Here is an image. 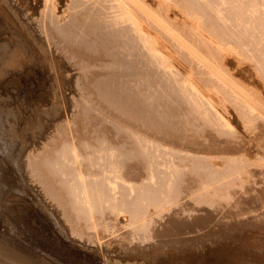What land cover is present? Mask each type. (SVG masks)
Masks as SVG:
<instances>
[{"label":"rangeland","instance_id":"rangeland-1","mask_svg":"<svg viewBox=\"0 0 264 264\" xmlns=\"http://www.w3.org/2000/svg\"><path fill=\"white\" fill-rule=\"evenodd\" d=\"M78 1L54 0L53 3L55 6L51 7V3L49 2V6H46L48 3H45V0H0V264H162L163 262V264H255L251 262L255 248L248 246L245 237L254 233H256V235L261 234L264 237V162L259 160V157H261V153H259L261 149L259 150L257 146L258 138L262 137V135H254L246 128H242V122L245 117H242L240 113L243 114L245 109H249L251 107V102H248L247 108L245 103H237L239 100L231 102L230 99H235L233 97L234 95L231 96V98L229 96V99L226 100V96L228 95L224 96L226 97L224 98L222 97L224 94L223 92L220 93L221 91L214 89V87L212 89L210 86L212 83L210 82L209 74L203 68L202 64L200 65L197 59L192 58L187 51L182 49L183 46L180 45V43L179 45L175 43V39L173 40L170 34H167L164 30H160L159 32L153 23L148 22L149 20L146 21V18L143 16L141 17L138 10L134 12L139 19L145 20L142 22L143 25L146 26L149 32L157 35L158 43L152 44L153 49H150L147 43H144V39H141L139 32L134 30L129 24L127 25V29L128 27H132L133 29L131 30V28H129L127 30V32L131 31V34L126 33V37L130 40V43L128 41L124 42V39L121 38L122 34L120 37L118 36V31H120L119 28H116V26H109L108 23L105 22L104 16L106 15L104 14H107L110 8L115 6V0ZM185 1L186 0H184V3ZM202 1L204 0H200V2L195 0L194 4L191 3L192 7L197 3H201L202 5ZM242 1L247 4L253 0H247L248 2L246 0ZM163 2L167 3L163 4ZM170 2L169 4L167 0H153L152 7L153 9L155 8L153 11L154 14L157 15V12H160L159 9H163L161 13L163 11L166 13L164 14L163 12L159 17L166 20V22L169 20L168 22L171 24H169V26H171L172 29L175 26L174 29L177 28L178 31L181 30L182 32H180L185 34H178L173 29L180 37L188 36L185 33V30H188L190 33H188L189 36H192L188 37V39L191 38V41L195 40L197 42L199 38L202 39V37H198L200 34L199 30L192 29L189 31L187 28L190 20H188L189 17L187 18L188 14H184L185 12L182 11L184 10L182 9L183 0H170ZM173 2H175V4ZM179 2L182 4L180 5ZM188 2L193 1L188 0ZM212 2L213 5H211V8L213 9L209 10L211 12L208 11L207 16L204 17L205 21L207 18H215V13L213 11L215 8L212 7L214 3H217L216 5L219 7L223 4V0H212ZM260 2L262 3L261 5L264 6V0H259V3ZM168 5H170V8ZM232 6H234L233 3ZM60 7L61 9H58ZM63 10L64 13L67 10L64 16L61 15L63 13H59ZM51 12H54L55 15ZM95 14L98 16L99 20ZM158 14L160 15V13ZM262 15L263 14L259 13L257 16L255 15L252 17L251 24H254V27H256L261 20L264 22V15ZM235 16V14L232 15L228 22L219 23L222 28L218 25L220 30L223 29V31L221 30L222 32H230L227 33V35L225 33L223 34L225 37L222 38L223 41H231L229 44L228 42H226L227 44L223 42L224 47L228 49L229 55L227 52H224L227 49H223L220 54L218 53V56L221 57V53L224 52L221 57L223 65L219 62L220 64H218V66L220 65V67L222 66L231 72L229 73V75H232L230 76L231 78H235L236 80L239 77L236 81H243L246 87L253 85L252 87H254V89L251 86V88H249V90H253V93L250 94L251 92L246 89L248 91L247 93L250 94L251 98L261 93V96H259V98L261 97L260 99H258V97L254 98L258 99H255L257 103L262 101L264 105V71L259 69L260 66L258 65L260 64V60L257 61L259 64L256 63L257 65H255L254 61L250 59L253 61L251 64L250 60L248 62V60H246L247 56H245V53L249 52L247 51L248 49L256 48L257 46H253L259 45L261 42L258 40V43L257 36L255 39L253 36L252 42L251 33L253 32L255 35L254 32H256V29L252 30V25L249 24H244V27L243 25H239V16L238 18ZM94 17L97 21H95ZM64 21L66 24H64ZM55 22L59 23L56 24ZM96 22L98 25L95 24ZM77 23H79V25ZM124 23H122L120 27H126V23ZM60 25H63V28L65 26L64 30H68V32L72 31V34L69 33V36L64 33ZM85 26H87V29ZM117 27L119 26L117 25ZM247 27V30L251 29V32L246 30ZM179 28L182 29L179 30ZM200 28L201 31L203 30V33L206 31L205 28L199 27V29ZM225 28L227 29L225 30ZM81 29L82 32L80 31ZM110 29L114 31L112 32ZM236 29L240 31L238 32ZM235 31H237L238 34L235 33L232 35ZM246 31L249 34H247ZM241 32L245 34H241ZM65 34L68 35L67 38ZM236 34L239 35L238 41L242 42V44L247 43L246 46L242 45L240 49L238 48L239 46L237 47L239 50H237V52L241 55L245 54V57L240 56V59H236L237 56L235 57L236 54H238L239 57V53L234 52L235 55L230 54L233 52V50H230L231 47H233L232 45L236 43L234 42L235 40L233 41V39L236 38ZM71 35H74V37L72 38ZM232 36H234V38H232ZM109 37L113 39V44L108 39ZM250 37L251 41L249 39ZM92 39L94 41H92ZM105 41L111 45L109 46ZM195 41L192 43L195 44ZM92 42L93 44H91ZM254 42H257V44ZM9 44L13 45L10 46ZM91 46L92 52L90 53ZM243 47H248L246 48L247 50L245 49V53L244 50L241 49ZM156 48L157 50L161 49L166 56H171V63L156 61ZM207 48L212 49L214 47L210 46L209 48L207 46ZM204 49L206 51L205 45ZM14 50L17 52H14ZM247 55L249 54L247 53ZM218 56L216 55L217 58H219ZM14 57H17V59ZM216 61H220V58L218 60L216 59ZM22 62L26 64H22ZM6 67H8V69ZM256 67L260 70L259 73L255 71L257 70ZM184 70L190 75V78L186 77L183 79V77H180L181 74L179 76L175 75L176 71L182 73ZM188 70H190L189 73ZM260 73H262V75H260ZM258 76H260V79ZM172 77L174 79L170 83L169 81ZM101 83H103L102 88H100L102 85ZM196 83L199 85V88L193 86ZM218 85L220 86L219 83ZM222 86L220 88L224 89ZM225 86L227 92H224L228 94L230 88L227 89L228 86ZM105 87L109 88L106 89ZM246 87H244V89ZM255 88L256 91L258 90V95L257 93L254 94ZM210 89L212 90L210 91ZM102 91L103 93L105 92V94H103ZM213 91L220 95L214 94ZM106 92L109 95H107ZM221 100L223 101L219 103ZM238 104L246 106L244 107L245 109L242 108L243 105H241L240 107L243 110L239 107L240 112L238 110L239 108H237V106H239ZM247 111L246 113L248 115L250 112L248 113ZM221 115L232 120L233 124L237 126L241 125L239 130L236 129L237 134L236 130L231 133L228 131ZM261 121L260 119L257 120L256 124L258 125L259 122L262 123ZM250 135L253 136H251L253 139ZM68 145L70 150L67 149ZM72 145L75 147H70ZM113 146L116 150L119 148L117 146L121 147L117 150L119 153L115 150H111ZM228 146L230 148H228ZM211 147L213 148L211 149ZM168 148L172 149L169 150ZM74 149L77 151V156L80 159L76 164H74ZM95 150H97L96 154ZM107 150L110 156L106 153ZM120 151L122 153L124 152L128 158H131L130 160H128L127 157L124 159L126 161L125 164L128 163L132 165H130V170L129 165L125 166V168L118 167V165H121L123 159L120 155ZM216 153L219 154L218 156H220V158L217 157ZM191 154H193V157ZM194 154L197 157L200 155V158H197ZM226 154L227 156L231 154L230 159L229 157L225 158L227 157ZM259 154L260 156H258ZM118 155L121 157H118ZM146 155H148L149 160L146 159L148 158ZM90 156H92V158L89 159ZM206 156H209V158H207L208 160L205 158ZM71 157L74 159L73 161H71ZM113 158L116 161L113 160ZM92 159L95 160V164H93ZM233 159L235 161L230 162ZM52 160L54 161L52 162ZM112 160L114 164L117 162V164H115L117 168L112 165ZM240 160H242V162L245 161V163H242L241 167L239 166L241 165ZM227 161L231 164L230 171L228 170L230 175L228 172L226 174L223 171L224 165H226L224 162L226 163ZM81 162L83 163L81 164ZM146 163H148L149 169ZM87 164H89V167ZM150 164L153 166L151 165V167ZM175 164L178 167H174ZM111 165L113 168L115 167V171L112 167L110 171ZM190 165L196 167L195 173H192L191 169V171H189ZM234 165L237 167H234ZM243 166H246V169H244ZM126 167H128V170ZM171 167L174 168V171L180 167L179 174H181L178 176V181L180 184L179 187H182V190L181 188L178 189L179 191L172 202L174 204L170 203L171 205H165V203L160 202V198L158 199L157 197L158 195L154 194V201L152 200V203L149 205L150 207L148 206L149 214L151 215L147 214L148 209H146L145 223L141 226L140 223L142 221L139 222L140 215L138 213L145 202L135 199L137 198L135 193L136 189L129 190V192L127 190V193L125 192L124 195L121 196L123 198L120 197V200H116V202L120 201L119 203H121L124 202L123 200H136L135 203H129L131 212H127V216L125 212L120 210V207L114 210L111 207L110 209L107 208L109 206H106V204H102V213L96 215L98 222L96 229L99 227V230H102L101 234L98 229H95L96 231L94 228L92 229V224L89 222L91 219L85 216L86 214L81 213L80 216H78L76 214L77 212H74V205L71 206L73 196L69 189L70 183L67 181V183L64 182L65 179L72 178V175L73 179L71 181H74L77 177V173H79L77 169L80 168L79 170L84 173L86 178L89 176L94 178L96 176L94 180L98 179L97 185H100V187L102 186V188L105 187L103 189L100 188V190L107 194L108 192H112V185L114 181H116L112 177V173L114 172L113 174H115L116 171H119L118 173L122 177L125 176L124 178L129 183L132 182L134 186L137 185L136 183H139V186H143L145 189H151V187H153L151 182L153 172V176L159 174L155 175L156 178L167 177V179H170L173 176L176 177V175L172 173L174 171ZM60 169L63 170L61 171ZM237 169H241V171H243L242 174H240L241 171L239 172ZM210 170L218 174L221 172L224 174L220 175L222 180L218 177V179H215L216 183L215 181L211 182L212 185H209V189L212 187V190H218L219 193L223 192L228 182L227 186L231 184L232 187H230V190L232 192L233 189L234 191L237 189V193H234H236V195L239 194L236 198L240 208H237L238 204L235 203H230V205L228 204L229 206H225V204L221 202L224 206L222 205L223 208L221 206L220 211L222 212L225 210L227 213L228 210V214L219 212V215L217 211L215 212L216 207L212 211V208L206 206L204 203L198 202L197 199H192L193 195L190 193L197 191L198 188H201L200 186L205 184L204 180L207 176L206 173ZM168 172L170 173L168 174ZM227 175L229 176L228 179ZM222 176H224L225 179H223ZM63 177L66 178L63 179ZM105 179L106 183H104ZM99 180H101V183L103 182V185H109L110 188L109 186L107 187L100 184ZM238 180H240V182ZM88 181L89 180H87V182ZM144 181L150 183L146 184ZM202 181H204V184ZM116 182H119L118 185L120 184V181L117 180ZM222 182L225 185H223ZM65 184L69 187H66ZM220 185L222 186L220 187ZM235 185H238L237 188ZM154 186L156 187V185ZM240 186H242V188H240ZM132 192H134V195ZM234 193L233 197L235 195ZM108 194L110 195L112 193ZM186 194L191 196L188 197ZM260 194L262 196H260ZM161 196L162 195H160V197ZM106 197L108 198V195ZM110 198L109 196L108 201H111ZM241 199L245 201H243V203H245L244 205L241 203ZM103 201L107 203L105 198ZM251 201L253 202L252 204H250ZM109 202L107 205L112 201ZM185 207L187 209H185ZM229 207L233 209H229ZM235 208L241 211L239 210L240 212L238 211L236 213L237 210H235ZM248 209L249 212H247ZM252 209L256 212L254 213ZM107 211L111 212V214ZM115 211L118 212L117 217H115ZM173 212L177 213L174 214ZM62 215L66 216L64 217ZM228 216L233 218H229L230 220H228ZM236 217L240 218L236 220ZM101 218L103 222L100 221ZM108 218L110 220H108ZM217 218L221 221L217 220ZM107 220L108 222H106ZM111 220L112 223L106 226L105 224H109ZM130 222L137 224L132 227L130 225L133 223ZM257 222H259V225ZM137 225L140 226L137 227ZM116 227L118 231L114 230L117 229ZM135 229L138 230L135 232ZM213 230H216L215 233ZM113 231L115 232L114 234ZM93 232L95 234H93Z\"/></svg>","mask_w":264,"mask_h":264},{"label":"bare ground","instance_id":"bare-ground-1","mask_svg":"<svg viewBox=\"0 0 264 264\" xmlns=\"http://www.w3.org/2000/svg\"><path fill=\"white\" fill-rule=\"evenodd\" d=\"M53 1L54 0H45V3H51V7L52 6H55L54 5V3H53ZM56 1V0H55ZM74 1V0H73ZM78 1V0H77ZM152 2H153V0H151ZM151 1H146V0H115V2H116V4H115V6L114 7H112V8H110V11L107 13V14H104V15H106V16H104V18H105V22H107L108 23V25L109 26H116V28H119L120 29V31H118L119 32V37H120V35L122 34V39H124V42H126V41H128L129 43H130V40L126 37V33H128V34H131L132 32L131 31H129V32H127V30L129 29V28H131V30H136L137 32H139V35L141 36V39H144V43H147V45H148V47L150 48V49H153L152 48V44L153 43H158V41H157V35L155 34V33H151V32H149L148 31V29L146 28V26L145 25H143V23L142 22H144L143 20H141V19H139L138 17H137V15L135 14V12L134 11H136V10H138L139 12H140V14H141V17L143 16L144 18H146V21H148V22H150V23H153L155 26H156V28H157V30H159V32H160V30L161 31H165L167 34H170L171 35V38L174 40L175 39V43H178V45H179V43H180V45H182L183 46V48L182 49H184L185 51H187L188 53H189V55L192 57V58H195V59H197L198 61H199V63H200V65L202 64V66H203V68L206 70V72L209 74V78H210V82L212 83V85L210 84V86L212 87V89H213V87H214V89H216V90H220L221 92L220 93H224L223 94V96L222 97H224V96H226V95H228V96H226L227 97V99L226 100H228L229 98V96H230V98H231V96H233L235 99H230V101L231 102H233L234 100H239L237 103H240V102H242L243 104L245 103V105L247 106L248 105V102H251V107L249 108V109H245L244 107H246V106H244L243 104H241V105H243V107L242 108H244L245 109V111H243V114L244 115H247V113H246V111L250 114H248L247 116H244L243 114H241L240 113V115H242V117H245V119H243V122H242V128H246L249 132H251L252 134H254V135H257V134H260V135H262V137H260V138H258V141H257V146H258V149L260 150V152L259 153H261V157H259V160H261V161H263L264 162V105L262 104V101L260 102V103H257L256 102V100H258V99H260L259 98V96H261V93L258 95V93H257V91H256V88H255V91H254V94H256L257 93V95L258 96H256V95H252L253 96V98H251V96H250V94H252L253 92V90H249V88H251L250 86L248 87H246V84H244L243 83V81L241 82V80H238V81H236L235 80V78H231L230 76H232L231 74L229 75V73H231V72H229L226 68H223L222 66V68L220 67V65L218 66V64H220L219 62H221L222 61V55H223V53L225 52H227V54H228V49L227 48H225L224 47V43L223 42H225V41H223V39L222 38H225L224 37V33L227 35V33H230V32H227L226 33V31L225 32H222L223 31V29H221L220 30V28H219V23H223V22H228L230 19H231V17H232V15H236L237 16V18H238V16H239V18H238V22H237V20H236V22L239 24V25H243V27H244V24H249V25H252L251 24V22H252V17L253 16H257V14H259V13H261V14H263L264 15V6L263 5H261L262 3L260 2L259 3V0H253L252 2H248L247 0V2L249 3H247V4H245V2H243L242 0H223V4L221 5V7H219V6H217L216 4L217 3H214V6H212V7H214L215 8V10H213L214 11V13H215V18L214 19H210V18H207V20L205 21V18L204 17H206L207 16V14H208V11L209 10H212L213 8H211V5H213V2H212V0H204V1H202V5H201V3H197L195 6L193 5V7H192V4L191 3H195V0H189V1H193V2H188V0H186L185 1V3H184V0H183V4L182 3H180V2H182V1H180L179 3H180V5L182 4V6H183V8L182 9H184V10H182V11H184L183 13L184 14H188L187 15V18H188V20H190L189 21V23H188V26H187V24H186V26H187V28L189 29V31L190 30H194V29H197V30H199V32H200V34H199V36L198 37H202V39L201 38H199L198 40H197V42L195 41V40H192L191 41V38L190 39H188V37H192V36H189V32H188V30H185V29H183V30H185V33L188 35V36H183V37H180V35H178V34H180L182 31L180 30V29H182V28H179V30L181 31H178V29L176 30V29H174V27H173V29L178 33H176V32H174V30L172 29V27L171 26H169V20L166 22V20H164L163 18H161V17H159V16H161L162 15V13L164 12V14L166 13L165 11H163L162 13H161V11L163 10H161V9H159L160 10V12H157V15L156 14H154V9H153V7H152V2ZM161 1V0H160ZM164 1V0H163ZM168 1V3L170 2V0H167ZM174 1V0H173ZM176 1H179V0H176ZM198 2H200V0H197ZM216 1V0H215ZM245 1V0H244ZM251 1V0H250ZM68 2V1H67ZM79 2V1H78ZM49 3H48V5H46V6H49ZM71 3H72V1H71ZM164 3H167V2H163V4ZM171 3V2H170ZM169 3V4H170ZM174 4H175V2H173ZM232 3L234 4V6H232ZM77 4V3H76ZM162 4V5H163ZM177 4V3H176ZM264 4V3H263ZM74 5V4H73ZM178 5V4H177ZM80 6V5H79ZM95 6V5H94ZM164 7H166L165 5H163ZM170 5H168V7H169ZM176 6V5H175ZM181 6V7H182ZM162 7V6H161ZM167 7V8H168ZM180 7V8H181ZM66 8V7H65ZM107 8V7H106ZM166 8V9H167ZM170 8V7H169ZM180 8H178V9H180ZM53 9V8H52ZM58 9H61V7L60 8H58ZM67 9V8H66ZM45 10V9H44ZM65 10V9H64ZM64 10L61 12H59V13H63V14H61V15H63L64 16V14H66V11H65V13H64ZM76 10V9H75ZM80 10H81V8H80ZM107 10H108V8H107ZM158 10V11H159ZM165 10V9H164ZM169 10V9H168ZM186 10V11H185ZM182 11H180V12H182ZM55 12V11H54ZM54 12H51V13H53L54 14ZM58 12V11H57ZM74 12V11H73ZM100 12H102V11H100ZM168 12V11H167ZM209 12H211V11H209ZM58 13V14H59ZM158 13H160V15L158 14ZM71 14V13H70ZM101 14V13H100ZM164 14H163V16H164ZM210 14V13H209ZM52 15V14H51ZM55 15V14H54ZM96 15V14H95ZM99 15V14H98ZM211 15H212V13H211ZM262 15V16H263ZM58 16V15H57ZM235 16V17H236ZM51 17V16H50ZM83 17V16H82ZM88 17V16H87ZM96 17L98 18V16L96 15ZM211 17V16H210ZM259 17V16H258ZM54 18V17H53ZM95 18V17H94ZM143 18V19H144ZM148 18V19H147ZM184 18V17H183ZM204 18V19H203ZM236 18V19H237ZM264 18V17H263ZM51 19V18H50ZM62 19V18H61ZM85 19V18H84ZM93 19V18H92ZM91 19V20H92ZM101 19V18H100ZM102 19H103V17H102ZM233 19H234V16H233ZM59 20H60V18H59ZM59 20H57V21H59ZM63 20V19H62ZM70 20V19H69ZM74 20V19H73ZM90 20V19H89ZM98 20H99V18H98ZM257 20V19H256ZM61 21V20H60ZM59 21V22H60ZM95 21H97L96 20V18H95ZM205 21V22H204ZM264 21V20H263ZM59 22H57V23H59ZM126 23V27H120L121 26V24L122 23ZM203 22V23H202ZM256 22V21H255ZM262 20L260 21V23L256 26V24H255V26L256 27H254V24L251 26L252 28V30L253 29H256V32H254L255 33V35L253 34V32L251 33L252 34V42H253V36H254V39L256 38V36L258 37V39H257V41L259 40L261 43L259 44V45H254L253 47H255V46H257L256 48H251V49H246V48H248V47H246V48H244L246 45H247V43L246 44H242V42H240V41H238V37H239V35H237L238 33H237V31H238V29H236L237 31H235L232 35H234L235 33H237L236 34V38H234V36H232V38H234L233 39V41L234 42H236V43H234V45H232L233 47H231V49L230 50H233V52L232 51H230V52H232V53H236L237 52V47L240 49V47H242V45H245L243 48H241L242 50H244V53L246 52L245 51V49L247 50V51H249V52H246L244 55L245 56H247V59L246 60H248V62H249V60L251 59V60H253L254 61V63H255V65H257V64H259L258 66H260L259 67V69L260 70H262V71H264V22H262ZM56 23V22H55ZM56 23V24H57ZM106 23V24H107ZM124 23V24H125ZM257 23V22H256ZM64 24H66L65 23V21H64ZM69 24H70V22H69ZM68 24V25H69ZM72 24V23H71ZM78 25H79V23H77ZM81 24V23H80ZM89 24V23H88ZM92 24V23H91ZM94 24V23H93ZM95 24H97V22L95 23ZM129 24V26H132L133 27V29H132V27H128V29H127V25ZM185 24V23H184ZM227 24V23H226ZM74 25V24H73ZM84 25H85V23H84ZM98 25V24H97ZM107 25V26H108ZM117 25L119 26V27H117ZM171 25V24H170ZM219 25V26H218ZM62 28H63V25H60ZM81 26V25H80ZM96 26V25H95ZM186 26H185V28H186ZM225 26H228V25H225ZM237 26V25H236ZM86 27V29H87V26H85ZM113 27V28H114ZM184 27V26H183ZM199 27H203V28H205L206 29V31H204V33L201 31V28L199 29ZM221 27V26H220ZM235 27V26H234ZM254 27V28H253ZM60 28V27H59ZM64 28H65V26H64ZM64 28L63 29H61V30H63L64 31V33H66V34H68L69 35V33H71L72 34V31L71 32H68V30L66 31V30H64ZM89 28V27H88ZM186 28V29H187ZM222 28V27H221ZM230 28H232V27H230ZM237 28V27H236ZM68 29V28H67ZM92 29H94V28H92ZM109 29V28H108ZM227 28H225V30H226ZM242 29V28H241ZM248 29V27L246 28V30ZM250 29V28H249ZM251 29L250 30H247L248 32L250 31L251 32ZM71 30V29H70ZM95 30V29H94ZM111 30V29H110ZM242 30H244V29H242ZM241 30V31H242ZM60 31V30H59ZM62 31V32H63ZM66 31V32H65ZM81 32H82V29L80 30ZM91 31V30H90ZM108 31V30H107ZM112 31V30H111ZM114 31V30H113ZM112 31V32H113ZM196 31V30H195ZM229 31V30H228ZM230 31H231V29H230ZM240 31V30H239ZM238 31V32H239ZM246 31V32H247ZM105 32V31H104ZM104 32H103V34H104ZM108 32H110V31H108ZM117 32V31H116ZM192 32V31H191ZM197 32V31H196ZM232 32V31H231ZM247 32V34H249ZM100 33V32H99ZM135 33V32H134ZM189 33V34H188ZM195 33V32H194ZM194 33H193V35H194ZM60 34H61V32H60ZM65 34V35H66ZM85 34V33H84ZM110 34V33H109ZM117 34V33H116ZM128 34H127V36H128ZM166 34V35H167ZM183 33H181V35H182ZM241 34H245V33H242L241 32ZM18 35V34H17ZM62 35H64V34H62ZM68 35H66V38H67V36ZM79 35V34H78ZM83 35V34H82ZM81 35V36H82ZM86 35V34H85ZM88 35V34H87ZM96 35V34H95ZM95 35H93V36H95ZM98 35V34H97ZM113 35V34H112ZM169 35V36H170ZM183 35H185V34H183ZM57 36V35H56ZM70 36V35H69ZM89 36V35H88ZM91 36V35H90ZM100 36H101V33H100ZM243 36V35H242ZM248 36V35H247ZM71 37L73 38L74 37V35H71ZM102 37V36H101ZM105 37H106V35H105ZM111 37V36H110ZM108 38L110 41H111V43L113 44V39L112 38ZM112 37H114V38H116L115 36H112ZM197 37V38H198ZM244 37V36H243ZM15 38V37H14ZM63 38H65V37H63ZM65 38V39H66ZM69 38V37H68ZM83 38V37H82ZM97 38V37H96ZM196 38V37H195ZM231 38V39H232ZM80 39V38H79ZM188 39V40H187ZM193 39V38H192ZM204 39V40H203ZM222 39V40H221ZM239 39H241V38H239ZM248 39V38H247ZM250 39V41H251V37L249 38ZM26 40V39H25ZM85 40H86V38H85ZM115 40V39H114ZM118 40H120V39H118ZM225 40V39H224ZM16 41V40H15ZM28 41V40H27ZM92 41H94L93 39H92ZM108 41V40H107ZM107 41H105L106 42V44H108L107 43ZM189 41H191V42H189ZM196 42L195 44H193L192 42ZM242 41H243V39H242ZM244 41H247V40H244ZM250 41H249V43H250ZM259 41H258V43H259ZM14 42V41H13ZM115 42V41H114ZM136 42V41H135ZM226 42H228L227 40H226ZM225 42V43H226ZM229 42H231V41H229ZM229 42H228V44H229ZM117 43V42H116ZM121 43V42H120ZM238 43V44H237ZM255 44H257V42H254ZM253 43V44H254ZM33 44V43H32ZM36 44V43H35ZM91 44H93V42L91 43ZM223 44V45H222ZM227 44V43H226ZM10 45V44H9ZM13 45V44H12ZM12 45H10V46H12ZM109 45V44H108ZM108 45H107V47H108ZM111 45V44H110ZM109 45V46H110ZM116 45V44H115ZM204 45L206 46V51H205V49H204ZM212 46V47H214V48H212V49H208L207 48V46L210 48V46ZM252 45V44H251ZM19 46V45H18ZM26 46V45H25ZM95 46V45H94ZM97 46V45H96ZM181 46V47H182ZM230 46H231V44H230ZM259 46V47H258ZM20 47V46H19ZM19 47H18V49H19ZM228 47V46H227ZM252 47V46H251ZM7 48V47H6ZM129 48V47H128ZM132 48V47H131ZM26 49H28V48H26ZM34 49V48H33ZM90 49V48H89ZM159 49V48H158ZM223 49H227L226 51H224L223 53H221L222 55H221V57L220 56H218L219 54H220V52H222L223 51ZM76 50V49H75ZM116 50V49H115ZM121 50V49H120ZM130 50V49H129ZM128 50V51H129ZM241 50V51H242ZM156 53H157V55H156V61H163V62H169V63H171V60H170V57H168V55L166 56L165 55V53L164 52H162L161 51V49H159V50H157V48H156ZM202 51H204V52H202ZM239 51V50H238ZM14 52H17V51H15L14 50ZM92 52V46H91V51H90V53ZM93 52H95V51H93ZM97 52V51H96ZM122 52V51H121ZM243 52V51H242ZM241 52V53H242ZM98 53V52H97ZM219 53V54H218ZM232 53H230L231 55H235V53L234 54H232ZM237 53H239V52H237ZM247 53L249 54V55H247ZM16 54V53H15ZM114 54V53H113ZM127 54V53H126ZM126 54H124V55H126ZM167 54H168V52H167ZM171 54V53H170ZM11 55V54H10ZM21 55H23V54H21ZM90 55V54H89ZM88 55V56H89ZM216 55L220 58V61H216V59L218 60L219 58H217L216 57ZM229 55V54H228ZM244 55H241L240 53H239V57H238V54H236L235 55V57L237 56V58L236 59H240V56H244ZM92 56V55H91ZM93 56H95V55H93ZM173 56V55H172ZM244 56V57H245ZM249 56V57H248ZM18 57H20V56H18ZM244 57H242V58H244ZM14 58H16L17 59V57H14ZM48 58V57H47ZM91 58V57H90ZM4 59V58H3ZM93 59V58H92ZM88 60V59H87ZM122 60V59H121ZM243 60V59H242ZM250 60V63L252 64V62L253 61H251ZM260 60V61H259ZM21 61V60H20ZM45 61V60H44ZM48 61V60H47ZM256 61V62H255ZM257 61H259V63H257ZM24 62V61H23ZM22 62V64H26V63H23ZM27 62V61H26ZM51 62V61H50ZM172 62H173V60H172ZM218 62V63H217ZM28 63V62H27ZM30 63V62H29ZM43 63V62H42ZM257 63V64H256ZM7 64V63H6ZM17 64V63H16ZM32 64V63H31ZM37 64V63H36ZM221 64L223 65V63L221 62ZM167 65V64H166ZM177 65V64H176ZM225 65V64H224ZM21 66V65H20ZM24 66V65H23ZM32 66V65H31ZM36 66V65H35ZM173 66V65H172ZM180 67V66H179ZM225 67V66H224ZM5 68V67H4ZM7 69H8V67H6ZM181 68V67H180ZM257 68V70H255V71H257V73H259L260 72V70L258 69V67H256ZM262 68V69H261ZM3 69V68H2ZM1 69V70H2ZM15 69V68H14ZM17 69V68H16ZM19 69H20V67H19ZM120 69V68H119ZM172 69V68H171ZM225 69H226V71L228 72H226L225 71ZM4 70V69H3ZM18 70V69H17ZM132 70V69H131ZM176 70H177V66H176ZM179 70V69H178ZM183 70V69H182ZM254 70V69H253ZM125 71V70H124ZM137 71V70H136ZM189 71L190 70H188V73H189ZM98 72V71H97ZM174 72V71H173ZM96 74V73H95ZM181 74V76L180 77H183V79H185L186 77L187 78H190L189 76L190 75H188L187 74V72H185V70L184 71H182V73L180 72L179 73V71H176V73H175V75H180ZM260 75H262V73H260ZM263 75H264V73H263ZM96 76V75H95ZM116 76V75H115ZM147 76V75H146ZM173 76V75H172ZM1 77H2V75H1ZM110 77V76H109ZM259 77V79H260V76H258ZM264 77V76H263ZM143 78V77H142ZM152 78V77H151ZM168 78V77H167ZM107 79V78H106ZM109 79V78H108ZM148 79V78H147ZM174 78L172 77V79L170 78V83H171V81L173 80ZM176 79V78H175ZM262 79V78H261ZM264 79V78H263ZM124 80V79H123ZM135 80V79H134ZM168 80V79H167ZM190 80V79H189ZM99 81V80H98ZM101 81V80H100ZM111 81V80H110ZM239 81H240V83H239ZM264 81V80H263ZM85 82V81H84ZM102 82V81H101ZM104 82V81H103ZM113 82H114V79H113ZM112 82V83H113ZM174 82V81H173ZM172 82V83H173ZM95 83H97V82H95ZM109 83V82H108ZM175 83V82H174ZM218 83L220 84V86L218 85ZM102 85H101V87L100 88H102L103 87V83H101ZM105 84V83H104ZM144 84V83H143ZM243 84H244V87H246L245 89H244V87H243ZM95 85V84H94ZM98 85V84H97ZM106 85H107V82H106ZM105 85V86H106ZM207 85V84H206ZM222 85H224V86H222ZM225 85H227L228 87H227V89L228 88H230L228 91H229V93L231 94V93H233V94H226V90H225ZM241 85H242V87H241ZM109 86V85H108ZM140 86V85H139ZM195 88H197L199 85L196 83V84H194L193 85ZM224 87V89H222V88H220V87ZM262 86V85H261ZM263 86H264V83H263ZM263 86H262V88H263ZM95 87H97V86H95ZM109 87H111V86H109ZM108 87V88H109ZM99 88V89H100ZM106 89H108L107 87H105ZM104 88V89H105ZM119 88H120V86H119ZM199 88V87H198ZM253 89H254V87H252ZM98 89V88H97ZM103 89V90H104ZM208 89V88H207ZM212 89H210V91L212 90ZM249 90V92H251L250 94L249 93H247L248 91L247 90ZM264 89V88H263ZM263 89H261V90H263ZM215 90V91H216ZM223 90V91H222ZM232 90V91H231ZM100 92H101V89L99 90ZM105 91H108V90H105ZM209 91V90H208ZM215 91H213V93L215 92ZM224 91H226V92H224ZM231 91V92H230ZM260 92V91H259ZM102 93H103V91H102ZM152 93V92H151ZM205 93V92H204ZM217 93V92H216ZM216 93H214V94H216ZM100 94V93H99ZM103 94H105V92L103 93ZM106 94H107V92H106ZM264 94V93H263ZM107 95H109V94H107ZM112 95V94H111ZM216 95H218V94H216ZM220 95V94H219ZM218 95V96H219ZM217 96V97H218ZM109 97H111V96H109ZM226 97H224V98H226ZM232 97V98H233ZM254 97H258V99H256V98H254ZM219 98V97H218ZM221 98V97H220ZM262 98H263V96H262ZM254 99V100H253ZM256 99V100H255ZM126 100V99H125ZM224 100V99H223ZM223 100H221V101H219V103L220 102H222ZM225 100V101H226ZM130 101V100H129ZM243 101H245V102H243ZM260 101V100H259ZM264 101V100H263ZM230 102V103H231ZM224 103V102H223ZM222 103V104H223ZM235 103V102H234ZM247 103V104H246ZM264 103V102H263ZM239 105V104H238ZM241 105H239V106H237V108H239ZM235 106V105H234ZM235 108H236V106H235ZM237 108H236V110H237ZM241 108V107H240ZM240 108L238 109L239 111H240ZM241 108V110H243ZM247 108H248V106H247ZM250 110V111H249ZM238 112V111H237ZM241 112V111H240ZM239 113V112H238ZM239 115V116H240ZM222 116V119H223V122H224V124H225V126L227 127V129H228V131L231 133V132H233V131H235L236 129L237 130H239L240 128H241V125L240 126H237L236 124H233L232 122V120H230V119H227V118H225L223 115H221ZM153 117V116H152ZM262 120L261 122L262 123H258V125L256 124L257 123V120ZM241 120H242V118H241ZM143 121V120H142ZM260 124V125H259ZM244 126V127H243ZM156 128V127H155ZM244 129H242V130H244ZM160 130V129H159ZM198 130V129H197ZM237 130H236V134H237ZM248 132V133H249ZM151 133V132H150ZM206 133V132H205ZM250 133V134H251ZM161 134V133H160ZM225 134V133H224ZM223 134V135H224ZM158 135V134H157ZM156 135V136H157ZM153 136V135H152ZM165 136V135H164ZM212 136V135H211ZM230 136V135H229ZM252 135H250V137H251ZM258 136V135H257ZM256 136V137H257ZM88 137V136H87ZM208 137V136H207ZM215 137V136H214ZM253 137V136H252ZM251 137V138H252ZM101 138V137H100ZM210 138V137H209ZM218 138V137H217ZM255 138V137H254ZM77 139V138H76ZM95 139V138H94ZM99 139V138H98ZM160 139V138H159ZM175 139V138H174ZM220 139V138H219ZM218 139V140H219ZM247 139V138H246ZM250 139V138H249ZM253 139V138H252ZM149 140V139H148ZM243 140V139H242ZM257 140V139H256ZM101 141H103V140H101ZM105 141V140H104ZM151 141V140H150ZM199 141V140H198ZM222 141V140H221ZM254 141V140H253ZM74 142V141H73ZM154 142V141H153ZM193 142V141H192ZM197 142V141H196ZM227 142V141H226ZM85 143V142H84ZM149 143V142H148ZM194 143V142H193ZM208 143V142H207ZM206 143V144H207ZM220 143V142H219ZM237 143V142H236ZM70 144H72V143H70ZM151 144V143H150ZM200 144V143H199ZM198 144V145H199ZM226 144V143H225ZM243 144V143H242ZM76 145V144H75ZM104 145V144H103ZM198 145H196V146H198ZM222 145V144H221ZM228 145V144H227ZM214 146V145H213ZM231 146V145H230ZM255 146H256V144H255ZM254 146V147H255ZM55 147V146H54ZM67 147V146H66ZM65 147V148H66ZM70 147H75L74 145H72V146H70ZM117 147H119V148H121L122 147V145H121V147L120 146H117ZM216 147V146H215ZM223 147V146H222ZM222 147H219V148H222ZM227 147V146H226ZM233 147V146H232ZM238 147V146H237ZM240 147V146H239ZM118 148V149H119ZM125 148V147H124ZM213 147H211V149H212ZM228 148H230L229 146H228ZM242 148V147H241ZM67 149L68 150H70L69 149V145H68V147H67ZM67 149H66V151H67ZM97 149V148H96ZM103 149V148H102ZM117 149V150H118ZM133 149V148H132ZM167 149V148H166ZM169 150L170 149H172V148H168ZM198 149H199V147H198ZM211 149H210V151H211ZM215 149V148H214ZM257 149V148H256ZM111 150L113 151V150H115L116 152H118L116 149H114V146L113 147H111ZM165 150V149H164ZM173 150H175V149H173ZM217 150V149H216ZM221 150H223V149H221ZM226 150V149H225ZM231 150V149H230ZM234 150V149H233ZM258 150V151H259ZM54 151V150H53ZM75 151V153H74V158H75V163L74 164H76L77 162H78V160H80L79 158H78V156H77V151L74 149L73 150V152ZM94 151V150H93ZM124 151V150H123ZM131 151V150H130ZM168 151V150H167ZM237 151V150H236ZM239 151V150H238ZM50 152V151H49ZM96 152H97V150H95V154H96ZM169 152V151H168ZM202 152V151H201ZM222 152V151H221ZM225 152V151H224ZM239 152H241V151H239ZM255 152V151H254ZM60 153V152H59ZM63 153V152H62ZM80 153V152H79ZM92 153V152H91ZM107 154H109L108 153V150H107V152H106ZM119 153V152H118ZM177 153V152H176ZM175 153V154H176ZM194 153V152H193ZM208 153V152H207ZM241 153H243V152H241ZM49 154V153H48ZM103 154V153H102ZM105 154V153H104ZM106 154V155H107ZM115 154V153H114ZM138 154V153H137ZM196 154V153H195ZM194 154V155H195ZM232 154V153H231ZM231 154H229V156H227V154H226V156L227 157H225V158H228L229 157V159H230V155ZM244 154V153H243ZM242 154V155H243ZM90 155V154H89ZM92 155V154H91ZM93 155H94V153H93ZM120 155L123 157V159H122V161H121V167L118 165V167L119 168H122V167H124L125 168V166H127V165H129V170H130V165L131 164H125V158L127 157L128 158V156H126V154L123 152H121L120 151ZM120 155H118V157H121ZM127 155H128V153H127ZM193 154H191V156H192ZM206 155V154H205ZM215 155V154H214ZM216 155H217V157H219L220 158V156H218L219 154H217L216 153ZM224 155V154H223ZM247 155V154H246ZM56 156V155H55ZM59 156V155H58ZM70 156V155H69ZM73 156V155H72ZM80 156V155H79ZM83 156V155H82ZM100 156V155H99ZM109 156H110V154H109ZM116 156H117V154H116ZM134 156V155H133ZM147 157H148V155H146ZM196 156V155H195ZM234 156V155H233ZM233 156H231V157H233ZM256 156V155H255ZM258 156H260V154L258 155ZM43 157V156H42ZM45 157V156H44ZM135 157V156H134ZM177 157V156H176ZM193 157V156H192ZM197 157V156H196ZM195 157V158H196ZM198 157L200 158V155H198ZM197 157V158H198ZM239 157H240V155H239ZM257 157V156H256ZM255 157V158H256ZM54 158H56V157H54ZM67 158V157H66ZM81 158V157H80ZM90 158H92V156H90L89 157V159ZM110 158V157H109ZM109 158H108V160H109ZM144 158V157H143ZM146 158V157H145ZM206 159L207 158H209V156H206L205 157ZM205 158H202V159H205ZM223 158V157H222ZM236 158V157H235ZM242 158V157H241ZM50 159H52V158H50ZM71 161H73L74 159L71 157ZM88 159V160H89ZM106 159V158H105ZM111 159V158H110ZM131 158H128V160H130ZM146 159H148L149 160V157L148 158H146ZM145 159V160H146ZM181 159V158H180ZM193 159V158H192ZM232 159V158H231ZM247 159V158H246ZM43 160V159H42ZM49 160V159H48ZM81 160H83V159H81ZM86 160V159H85ZM113 160H115L114 158H113ZM112 160V162H113V164L112 165H114V166H116V168H117V165H115V164H117V162L114 164V161ZM127 160V159H126ZM144 160V159H143ZM201 160V159H200ZM208 160V159H207ZM219 160V159H218ZM244 160V159H243ZM248 160V159H247ZM258 160V159H257ZM47 161V160H46ZM54 160H52V162H53ZM68 161V160H67ZM70 161V160H69ZM92 161H93V164H95L94 163V161L95 160H93L92 159ZM98 161H100V160H98ZM111 161V160H110ZM116 161V160H115ZM117 161H119V160H117ZM175 161V160H174ZM232 161H235L234 159L233 160H231L230 162H232ZM238 161V160H237ZM89 162H90V160H89ZM97 162V161H96ZM107 162V161H106ZM111 162V163H112ZM120 162V161H119ZM119 162H118V164H119ZM145 162V161H144ZM146 162H148V161H146ZM177 162H178V159H177ZM197 162V161H196ZM239 162V161H238ZM237 162V163H238ZM252 162H254V161H252ZM45 163V162H44ZM58 163V162H57ZM83 162H81V164H82ZM87 163H88V161H87ZM111 163H109V164H111ZM151 163V162H150ZM180 163V162H179ZM184 163V162H183ZM194 163V162H193ZM202 163V162H201ZM209 163V162H208ZM223 163V162H222ZM221 163V164H222ZM234 163V162H233ZM236 163V164H237ZM242 163H245V161L244 162H242V160H240V164L241 165H239L240 167L242 166ZM255 163V162H254ZM253 163V164H254ZM68 164V163H67ZM106 164V163H105ZM104 164V165H105ZM139 164V163H138ZM140 164H142V163H140ZM148 163H146V165H147ZM182 164V163H181ZM198 164V163H197ZM211 164V163H210ZM209 164V165H210ZM224 164H226V165H224L225 167H224V172L227 174V172H228V170L231 168V164L227 161L226 163L224 162ZM259 164V163H258ZM47 165V164H46ZM73 165V164H72ZM80 165V164H79ZM85 165V164H84ZM83 165V166H84ZM89 164H87V166H88ZM112 165L110 166V171H111V169L113 168L112 167ZM152 164H150V166H151ZM155 165V164H154ZM184 165V164H183ZM182 165V166H183ZM213 165V164H212ZM248 165H249V163H248ZM248 165H246V166H248ZM257 165V164H256ZM262 165V164H261ZM51 166H52V164H51ZM57 166V165H56ZM61 166V165H60ZM97 166V165H96ZM132 166V165H131ZM153 166V165H152ZM151 166V167H152ZM156 166V165H155ZM154 166V167H155ZM177 165L175 164L174 165V167H176ZM182 166H180V167H182ZM199 166V165H198ZM197 166V167H198ZM214 166V165H213ZM245 166V167H246ZM258 166V165H257ZM76 167V166H75ZM89 167V166H88ZM94 167V166H93ZM92 167V168H93ZM112 167V168H111ZM147 167H148V165H147ZM178 167V166H177ZM180 167H179V169H180ZM189 167V166H188ZM221 167V166H220ZM234 167H237V166H235L234 165ZM244 167V166H243ZM244 167V169H246ZM253 167V166H252ZM56 168V167H55ZM81 168V167H80ZM79 168V169H80ZM107 168H108V166H107ZM128 167H126V169H127ZM141 168V167H140ZM172 168V167H171ZM199 168V167H198ZM198 168H197V170H198ZM218 168V167H217ZM216 168V169H217ZM233 168V167H232ZM75 169V168H74ZM79 169H77V172L79 171V173H77V177H76V179H74V181H71L72 179H73V175L71 176L72 178H68V179H65L64 177H63V179H65L64 180V182H68V183H70L69 184V186H70V190H71V192H72V196H73V204H72V202H71V206H73L74 205V212H77L76 214L78 215V216H80V214L82 213H84V214H86L85 216H87L89 219H91V221L89 220V222H91V224H92V229L94 228V230L96 229V226L98 225V222H97V217H96V215H98V214H101L102 213V211H103V209H102V204H106V206H109V207H107V208H109L110 209V207L111 208H113L114 210H117V209H119V207H120V210L122 211V212H125V214H127V216H128V213L127 212H131V210H130V207H129V203L130 202H134L135 203V201L136 200H129V201H125V200H123L124 202H121V203H119V202H116V200H120V197L121 196H123L124 195V193L128 190V192H129V190H134V189H136L134 192L136 193V195H137V198H135V199H137L138 201H144L145 203L142 205V207H141V209H140V211H139V217H140V220H139V222L140 221H142L140 224H141V226L145 223V215H146V212L145 211H147L146 209H148V211H147V214H149V208H148V206L152 203V200L155 198V196H154V194H156V195H158L157 197H158V199L160 198V202H163V203H165V205L166 204H170V203H172L173 202V200H174V197H175V195L178 193V189H180L181 188V190H182V187H179V181H178V176H180L181 174H179L180 173V171H179V169H175V171H174V168H172L173 169V171L174 172H172V170H171V172L174 174V175H176V177H172V178H170V179H167V177L165 178V177H163V178H156L155 177V175H159V174H155L154 176H153V174H154V172H153V174H152V176H151V182H152V184H153V187H151V189L149 188V189H145V187L143 188V186L141 187V186H139L140 184L139 183H136L135 185L136 186H134L133 184H132V182L131 183H129L124 177H122L118 172L119 171H116V173L115 174H113L112 173V177L114 178V180H118V181H120V184L118 185V183L119 182H116V181H114V183H113V185H112V192H108V193H112V194H105V193H103L101 190H100V188H102V186L100 187V185L98 186L97 185V180L98 179H95L94 180V178L96 177H92V176H89V177H87V178H89V179H87L86 177H85V175H84V173H82L81 172V170H79ZM83 169V168H82ZM114 169V171H115V167L113 168ZM148 169H149V167H148ZM153 169V168H152ZM156 169V168H155ZM158 169V168H157ZM192 170V173H195L196 172V167H192L191 165H190V168H189V171H191ZM201 169V168H200ZM203 169V168H202ZM208 169V168H207ZM215 169V170H216ZM221 169V168H220ZM248 169V168H247ZM61 170V169H60ZM63 170V169H62ZM61 170V171H62ZM69 170V169H68ZM76 170V169H75ZM91 170V169H90ZM128 170V169H127ZM126 170V171H127ZM235 170V169H234ZM238 170V169H237ZM236 170V171H237ZM243 170V169H242ZM55 171V170H54ZM61 171H59V172H61ZM71 171V170H70ZM70 171H69V173H70ZM74 171V170H73ZM106 171H107V169H106ZM151 171V170H150ZM154 171V170H153ZM161 171V170H160ZM163 171V170H162ZM230 171V170H229ZM232 171V170H231ZM236 171H235V173H236ZM239 172L241 171V169H239L238 170ZM63 172H65V171H63ZM75 172V171H74ZM136 172V171H135ZM158 172V171H157ZM166 172V171H165ZM205 172V171H204ZM242 172L243 171H241L240 172V174H242ZM107 173H109V172H107ZM120 173H121V171H120ZM127 173V172H126ZM136 173H138V172H136ZM151 173H152V171H151ZM170 172H168V174H169ZM171 173V174H172ZM191 173V174H192ZM201 173V172H200ZM248 173V172H247ZM76 174V173H75ZM74 174V175H75ZM105 174H106V172H105ZM150 174V173H149ZM207 176H206V179L204 180L205 181V184H204V181H202V183L204 184H200V185H203V186H200L201 188H198L197 189V191H194V192H192V193H190L191 195H193V198L192 199H197V201L198 202H201V203H204L206 206H208V207H210V208H212V211H213V209H215V207H216V209H215V212L217 211L218 213L219 212H221L220 210H221V206L223 205L222 203H224L225 204V206L227 205V206H229L230 205V203H235V204H238V200H237V198H236V196L238 197V195L239 194H237L236 195V190L234 191V189H233V192L230 190V187H232L231 186V184H230V186H227L228 185V182L226 183L227 185H226V187H225V189H224V191L223 192H220L219 193V191L217 190H212V187H210L211 189H209V185L211 184V182H213V181H215V183H216V180L215 179H218V177H220V175L222 174H224L223 172H221L220 174H218L217 172H215V171H213V170H210V171H208L207 173ZM225 174V175H226ZM228 174L230 175V173L228 172ZM64 175V174H63ZM67 175V174H66ZM65 175V176H66ZM69 175V174H68ZM101 175V174H100ZM109 175V174H108ZM128 175V174H127ZM131 175V174H130ZM129 175V176H130ZM224 175V176H225ZM243 175H245V174H243ZM105 176V175H104ZM103 176V177H104ZM133 176V175H132ZM141 176V175H140ZM202 176V175H201ZM224 176H222L223 177V179H225V177ZM38 177V176H37ZM69 177V176H68ZM91 177H92V179H91ZM111 177V178H112ZM199 177V176H198ZM228 175H227V179H228ZM236 177V176H235ZM240 177V176H239ZM97 178H99V177H97ZM190 178V177H189ZM192 178V177H191ZM231 178V177H230ZM254 178V177H253ZM62 179V180H63ZM104 179V178H103ZM220 179H221V177H220ZM245 179V178H244ZM257 179V178H256ZM87 180H89L88 182H87ZM111 180V179H110ZM109 180V181H110ZM145 180V179H144ZM222 180V179H221ZM220 180V181H221ZM96 181V182H95ZM101 180H99V182H100ZM139 181V180H138ZM188 181V180H187ZM218 181V180H217ZM219 181V182H220ZM224 181V180H223ZM231 181V180H230ZM239 182H240V180H238ZM242 181V180H241ZM66 182V183H67ZM113 182V181H112ZM145 182V181H144ZM233 182V181H232ZM103 183V182H102ZM101 182H100V184H102ZM104 183H106V179H105V182ZM141 183V182H140ZM146 183V182H145ZM144 183V185L146 186V184L147 183H150V182H148L147 181V183L145 184ZM201 183V182H200ZM223 183V182H222ZM99 184V183H98ZM139 184V185H138ZM218 184V183H217ZM216 184V186L218 187V185ZM221 184V183H220ZM255 184V183H254ZM60 185H61V183H60ZM103 185V184H102ZM118 185V186H117ZM154 185H156V187L154 186ZM192 185V184H191ZM212 185V184H211ZM210 185V186H211ZM223 185H225L224 183H223ZM45 186H47V185H45ZM65 186H66V184H65ZM65 186H64V188H65ZM68 185L66 186V187H69ZM103 186H107V184L106 185H103ZM109 186V185H108ZM107 186V187H108ZM137 186H139V187H137ZM213 186H214V183H213ZM222 185H220V187H221ZM236 186V185H235ZM238 186V185H237ZM237 186H236V188H237ZM106 187V188H107ZM103 188H105V187H103ZM102 188V189H103ZM109 188H110V186H109ZM215 188V187H214ZM240 188H242V186H240ZM49 189V188H48ZM47 189V190H48ZM108 189V188H107ZM220 189V188H219ZM66 190V189H65ZM105 190V189H104ZM103 190V191H104ZM110 190V189H109ZM258 190V189H257ZM261 190V189H260ZM67 191H68V189H67ZM108 191V190H107ZM186 191V190H185ZM251 191V190H250ZM70 192V191H69ZM69 192H68V194H69ZM70 192V193H71ZM134 192H132L133 193V195H134ZM183 192V191H182ZM234 192H236V193H234ZM239 192V191H238ZM66 193V192H65ZM127 193V192H126ZM159 193H160V195H162L161 197H160V195H159ZM186 193H188V192H186ZM233 193L235 194L234 195V197H233ZM261 193V192H260ZM105 194V195H104ZM184 194V193H183ZM242 194V193H241ZM108 195V198L106 197ZM186 195H188V194H186ZM190 195V196H191ZM243 195V194H242ZM66 196V195H65ZM109 196L111 197L110 199H111V203L108 201V199H109ZM189 195H188V197H190ZM251 196V195H250ZM260 196H262L261 194H260ZM156 197V198H157ZM184 197V196H183ZM58 198V197H57ZM106 199L107 200V203L109 202L110 204L109 205H107V203L105 202L104 203V201H103V199ZM121 198H123V197H121ZM130 198V197H129ZM181 198V197H180ZM179 198V199H180ZM258 198V197H257ZM261 198H263V197H261ZM182 199V198H181ZM259 199V198H258ZM257 199V200H258ZM72 200V199H71ZM70 200V201H71ZM127 200V199H126ZM156 201H157V199H155ZM185 200V199H184ZM242 200V199H241ZM68 201H69V199H68ZM154 201V200H153ZM224 201V202H223ZM243 201L244 200H242V204L244 205L245 203H243ZM259 201V200H258ZM157 202H159V201H157ZM157 202H156V204H157ZM159 202V203H160ZM177 202V201H176ZM182 202V201H181ZM187 202V201H186ZM185 202V203H186ZM222 202V203H221ZM245 202V201H244ZM257 202V201H256ZM137 203V202H136ZM158 203V204H159ZM184 203V204H185ZM240 203V202H239ZM253 202L251 201V203L250 204H252ZM64 204V203H63ZM154 204V203H153ZM155 204V205H156ZM172 204H174V203H172ZM221 204V205H220ZM229 204V205H228ZM234 204V205H235ZM259 204V203H258ZM260 204H262V203H260ZM56 205V204H55ZM60 205V204H59ZM133 205V204H132ZM131 205V206H132ZM138 205H140V204H138ZM137 205V206H138ZM154 205V206H155ZM165 205H163V206H165ZM171 205V204H170ZM169 205V206H170ZM190 205V204H189ZM200 205V204H199ZM243 205H242V207H243ZM64 206V205H63ZM141 206V205H140ZM157 206V205H156ZM168 206V207H169ZM187 206V205H186ZM224 206V205H223ZM223 206H222V208H223ZM231 206H233V205H231ZM241 206V205H240ZM246 206V205H245ZM150 207V206H149ZM153 207V206H152ZM178 207V206H177ZM194 207V206H193ZM195 207H197V206H195ZM247 207V206H246ZM259 207V206H258ZM263 207V206H262ZM140 208V207H139ZM166 208V207H165ZM200 208V207H199ZM225 208H227V207H225ZM224 208V209H225ZM230 208H232V207H229V209ZM237 208H240L239 207V204L237 205ZM252 208V207H251ZM254 208V207H253ZM134 209V208H133ZM164 209V208H163ZM167 209V208H166ZM185 209H187L186 207H185ZM208 209V208H207ZM233 209V208H232ZM243 209V208H242ZM247 209V208H246ZM246 209H244V210H246ZM255 209V208H254ZM108 210V209H107ZM119 210V211H120ZM181 210V209H180ZM190 210V209H189ZM193 210V209H192ZM235 210H237L236 211V213L240 210H238V209H236L235 208ZM243 210V211H244ZM253 210V209H252ZM257 210V209H256ZM262 210V209H261ZM137 211V210H136ZM177 211V210H176ZM191 211V210H190ZM210 211V210H209ZM229 211H231V210H229ZM241 211V210H240ZM239 211V212H240ZM254 211V210H253ZM264 211V210H263ZM108 213H110L111 214V212H109V211H107ZM116 213H114V214H116V216L115 217H117V211H115ZM151 212V211H150ZM206 212V211H205ZM223 212H225L226 213V211L224 210V211H222L221 213L222 214H224ZM234 212V211H233ZM247 212H249V209H248V211ZM256 211H254V213H255ZM120 213V212H119ZM174 213V212H173ZM175 213H177V212H175ZM174 213V214H175ZM180 213V212H179ZM197 213V212H196ZM199 213V212H198ZM207 213V212H206ZM264 213V212H263ZM66 214V213H65ZM104 214V213H103ZM121 214V213H120ZM133 214H134V211H133ZM156 214V213H155ZM163 214V213H162ZM181 214V213H180ZM194 214V213H193ZM226 214H228V210H227V213ZM149 215H151V214H149ZM178 215V214H177ZM219 215H220V213H219ZM233 215H234V213H233ZM239 215V214H238ZM250 215V214H249ZM252 215H253V213H252ZM62 216H64V215H62ZM66 216V215H65ZM64 216V217H65ZM189 216H190V213H189ZM194 216V215H193ZM198 216V215H197ZM216 216H217V214H216ZM254 216V215H253ZM104 217V216H103ZM134 217H135V215H134ZM147 217V216H146ZM179 217V216H178ZM230 217H231V214H230ZM229 216H228V220H230V219H232V218H230ZM241 217V216H240ZM239 217V218H240ZM247 217V216H246ZM111 218V217H110ZM114 218V217H113ZM138 218V217H137ZM220 218V217H219ZM222 218V217H221ZM230 218V219H229ZM237 218L238 217H236V220H237ZM238 218V219H239ZM249 218V217H248ZM63 219V218H62ZM69 219H71V218H69ZM105 219H107V218H105ZM224 219V218H223ZM222 219V220H223ZM247 219V218H246ZM66 220H68V219H66ZM84 220V219H83ZM108 220H110L109 218H108ZM108 220L106 221V222H108ZM114 220V219H113ZM118 220V219H117ZM134 220V219H133ZM132 220V221H133ZM135 220H136V217H135ZM183 220V219H182ZM217 220H220V219H218L217 218ZM228 220H226V221H228ZM245 220V219H244ZM79 221V220H78ZM82 221V220H81ZM87 221V220H86ZM101 222H103V219L101 218V220H100ZM99 221V222H100ZM105 221V220H104ZM130 221V220H129ZM137 221V220H136ZM135 221V222H136ZM221 221V220H220ZM234 221V220H233ZM105 222V223H106ZM117 222V221H116ZM224 222V221H223ZM229 222V221H228ZM110 223H112V220H111V222L109 221V224L107 223V224H105L106 226L107 225H110ZM130 223H133V222H130ZM186 223H187V221H186ZM208 223V222H207ZM258 223V225H259V222H257ZM256 223V224H257ZM68 224H70V223H68ZM86 224V223H85ZM117 225H118V222L116 223ZM116 224H115V226H116ZM135 224H137V223H135ZM134 223L132 224V225H130V226H132L133 227V225H135ZM139 224V223H138ZM154 224V223H153ZM157 224V223H156ZM155 224V225H156ZM209 224H210V221H209ZM218 224V223H217ZM103 225V224H102ZM231 225V224H230ZM86 226V225H85ZM104 226V225H103ZM114 226V227H115ZM127 226V225H126ZM138 226H140V225H137V227ZM105 227V226H104ZM118 227V226H117ZM116 227V228H117ZM144 227V226H143ZM196 227V226H195ZM218 227H219V225H218ZM255 227V226H254ZM72 228V227H71ZM71 228H70V230H71ZM102 228V227H101ZM108 228H110V227H108ZM119 228V227H118ZM118 228L117 229H114V230H117L118 231ZM124 228V227H123ZM127 228V227H126ZM141 228V227H140ZM153 228V227H152ZM259 228V227H258ZM73 229V228H72ZM79 229H81V228H79ZM98 230L100 229L99 227L97 228ZM96 229V230H97ZM103 229H106V228H103ZM141 229H143V228H141ZM205 229V228H204ZM208 229V228H207ZM211 229V228H210ZM249 229V228H248ZM253 229V228H252ZM93 230V231H94ZM95 230V231H96ZM122 230V229H121ZM136 230H138V229H135L134 231L136 232ZM185 230V229H184ZM255 230V229H254ZM259 230V229H258ZM72 231V230H71ZM78 231V230H77ZM94 231V232H95ZM100 231V230H99ZM105 231V230H104ZM120 231V230H119ZM133 231V230H132ZM133 231V232H134ZM143 231V230H142ZM187 231V230H186ZM202 231V230H201ZM205 231V230H204ZM215 231L216 230H213V232L215 233ZM218 231V230H217ZM233 231V230H232ZM235 231V230H234ZM239 231V230H238ZM241 231H242V229H241ZM75 232V231H74ZM84 232V231H83ZM90 232V231H89ZM93 232V234H95ZM101 232H102V230L100 231V234H101ZM108 232H109V229H108ZM131 232V231H130ZM195 232V231H194ZM207 232V231H206ZM209 232V231H208ZM224 232V231H223ZM91 233H92V231H91ZM115 232L113 231V234H114ZM126 233V232H125ZM128 233H129V231H128ZM145 233V232H144ZM217 233V232H216ZM234 233V232H233ZM236 233V232H235ZM240 233V232H239ZM86 234V233H85ZM100 234H98V235H100ZM218 234V233H217ZM255 234V235H254ZM254 234H250V236L248 235L247 237H245L246 239H247V244H248V246H251L252 248H255V252H254V254L252 255V259H251V262L253 263H255V264H264V237L261 235V234H257L256 235V233H254ZM109 235V234H108ZM130 235V234H129ZM134 235V234H133ZM141 235V234H140ZM151 235V234H150ZM210 235V234H209ZM213 235V234H212ZM95 236V235H94ZM111 236V235H110ZM211 236V235H210ZM213 236H215V235H213ZM81 237V236H80ZM80 237H78V238H80ZM122 237V236H121ZM124 237V236H123ZM133 237V236H132ZM145 237V236H144ZM144 237H142V238H144ZM152 237V236H151ZM82 238V237H81ZM95 238V237H94ZM199 238V237H198ZM206 238V237H205ZM244 238V239H245ZM153 239V238H152ZM103 240V239H102ZM125 240V239H124ZM144 240H146V239H144ZM81 241V240H80ZM147 241H148V239H147ZM146 241V242H147ZM79 242V241H78ZM87 242V241H86ZM98 242H99V240H98ZM114 242V241H113ZM125 242V241H124ZM133 242V241H132ZM181 242V241H180ZM191 242V241H190ZM104 243V242H103ZM93 244V243H92ZM130 244H131V242H130ZM129 244V245H130ZM154 244V243H153ZM183 244V243H182ZM195 244V243H194ZM100 245V244H99ZM119 245V244H118ZM128 245V246H129ZM155 245V244H154ZM159 245V244H158ZM153 246V245H152ZM151 246V247H152ZM100 247V246H99ZM104 247V246H103ZM112 248V247H111ZM154 248V247H153ZM81 249V248H80ZM103 249V248H102ZM114 249V248H113ZM124 250V249H123ZM130 250V249H129ZM94 253V252H93ZM134 253V252H133ZM229 253V252H228ZM253 253V252H252ZM102 255V254H101ZM112 255V254H111ZM124 255V254H123ZM237 255V254H236ZM106 256V255H105ZM126 256V255H125ZM133 257H134V255H133ZM131 258V257H130ZM257 262H259V263H257ZM154 263V262H153ZM156 263V262H155ZM159 263V262H158ZM164 263V262H163ZM162 263V264H163ZM20 264V263H19ZM22 264V263H21ZM237 264H239V263H237Z\"/></svg>","mask_w":264,"mask_h":264}]
</instances>
